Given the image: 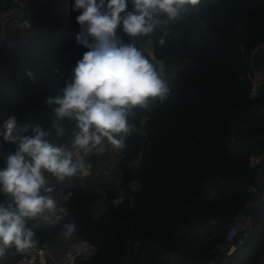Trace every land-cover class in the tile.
I'll return each mask as SVG.
<instances>
[{"label": "trees", "instance_id": "16d2710c", "mask_svg": "<svg viewBox=\"0 0 264 264\" xmlns=\"http://www.w3.org/2000/svg\"><path fill=\"white\" fill-rule=\"evenodd\" d=\"M28 2L36 43L29 48L17 38H0V132L3 113H8L16 117L22 135L37 127L55 135L61 127L62 135L51 142L67 145L78 131L76 121L56 119L58 105L48 99L63 95L56 89L72 82V69L87 50L75 38L81 31L76 20L80 12L72 11L74 0ZM128 12H135L132 0L121 16ZM153 19L159 21L153 31L136 37L150 39L153 55L165 62L159 77L169 91L146 107L129 109L127 119L134 126L147 116L148 141L134 166L138 136L132 130L126 137L115 161L118 183L102 181V174L93 176L97 164L109 163L113 151L108 147L101 155L81 154L93 172L73 176L79 184L72 188L67 210L77 234L96 251L76 264H206L208 250L223 240L254 176L248 155L242 170L231 163L246 146L264 148L256 129L264 117V0H199L174 19L162 11L153 13ZM10 41L14 45L7 49ZM175 66L178 71L168 78ZM254 72L261 81L252 100L248 94ZM15 149L0 136V169ZM132 180L139 182L134 191L129 188ZM210 186L227 203L216 206L208 198ZM119 192L125 199L115 207L110 201ZM101 195L107 207L94 217L91 205ZM0 203L8 205L4 193ZM200 225L204 230L197 236ZM25 227L34 233L33 245L22 251L59 231L58 225H46L38 217L26 218ZM15 251L14 245L7 247L0 264H13L20 257ZM262 253L252 264H258Z\"/></svg>", "mask_w": 264, "mask_h": 264}, {"label": "clouds", "instance_id": "9594fccd", "mask_svg": "<svg viewBox=\"0 0 264 264\" xmlns=\"http://www.w3.org/2000/svg\"><path fill=\"white\" fill-rule=\"evenodd\" d=\"M135 12H125L127 0H74L72 11L80 12L77 23L81 31L78 43L88 49L72 69V82L63 95L49 98L58 120L76 121L70 148L45 139L46 133L37 127L31 135H22L15 116L4 122L0 136L16 146L0 169V193L13 203H0V256L14 245L25 250L33 245L26 218L43 217L52 220L57 214V202L48 195L53 191L46 173L58 181L75 176L85 168L77 152L88 154L105 140L116 149L125 147L131 133L129 109L146 107L149 98L163 99L169 89L153 65L132 44L123 45L116 30L131 35L148 34L156 23L153 13L162 11L174 19L186 5L199 0H132ZM29 76L32 74L29 72ZM26 131V129H23ZM66 236L76 231L75 223L66 224Z\"/></svg>", "mask_w": 264, "mask_h": 264}, {"label": "built area", "instance_id": "2783aa9c", "mask_svg": "<svg viewBox=\"0 0 264 264\" xmlns=\"http://www.w3.org/2000/svg\"><path fill=\"white\" fill-rule=\"evenodd\" d=\"M122 14H125V12ZM31 16L32 11L28 0H0V38H17V42L20 45H26L31 48L36 43L37 38ZM116 36L121 44L134 45L153 65L156 71L161 72L165 69V62L153 55V43L150 39H138L136 36L125 33L122 30V24L118 26ZM146 41L149 43H145ZM13 45L14 42H8L7 49ZM178 69L179 67L175 66L167 77L173 78ZM258 83H260V79L254 72L252 75V87L248 94L249 99L253 100L257 96ZM63 89L57 88L56 90L63 94ZM152 99L149 98L147 104ZM261 110L264 112V107ZM9 118L8 113H3V123ZM137 123L138 125L136 126L129 123L131 131L133 130L137 133V144L140 147L135 158V165H138L141 161L144 147L148 141V132L146 129L147 116L142 115ZM40 129L46 133L45 139L50 142L55 136H61L63 133L61 127L57 128L55 135L49 129ZM60 146L70 148L71 142L67 145ZM93 152L103 153L104 149L97 147ZM81 154L82 152L78 151L77 158H80ZM247 164L254 173L253 179L246 185L244 200L227 224L223 240L208 250L209 260L206 264H219L221 258L230 257L236 250L244 247L250 237L255 233V226L251 218L264 202V148H250ZM99 174H108L107 169L100 163L94 168L93 175L95 177ZM48 180L49 186L52 187L53 191L47 194L51 195L57 202V214L50 221H45L42 216L38 218L46 225H58L59 231L53 238L42 242L33 249L21 252L15 251L14 254H20V257L13 264H76L77 261L90 257L96 251V247L89 241L82 239L77 234V231L70 237L66 236L67 230L65 226L67 223L64 220L71 221L67 210V203L70 200L72 188L79 184V182L75 177L66 178L63 182L58 181L56 178ZM138 186L139 182L136 180H132L129 183V188L133 191ZM124 199V194L119 192L111 199L110 203L116 207ZM5 200L8 204L13 203L11 197L7 194H5ZM260 264H264V258Z\"/></svg>", "mask_w": 264, "mask_h": 264}, {"label": "crops", "instance_id": "0c3cea01", "mask_svg": "<svg viewBox=\"0 0 264 264\" xmlns=\"http://www.w3.org/2000/svg\"><path fill=\"white\" fill-rule=\"evenodd\" d=\"M160 74L159 71H156ZM98 147H102L104 149L103 153H96L98 155L104 154L107 147L113 151L111 154H114V162L108 163L103 162L101 163L103 167H105L108 171L107 175H103L102 181H106L108 183H118L119 182V173L118 169L115 165V161L117 160L118 155V149H116L111 144L103 143V145H100ZM254 148V147H252ZM259 149V148H255ZM109 154V159L110 155ZM82 157V156H81ZM80 157V158H81ZM136 159L132 161V165H135ZM114 168V173L113 169ZM86 172H83L81 170L79 172V175L81 177H84L86 174H91L93 171L85 166ZM94 176V175H93ZM97 176V175H96ZM95 176V177H96ZM263 204L255 211L254 215L252 216L253 224L255 226V233L253 236L250 237V239L247 241L246 245L240 249L237 250L233 255L230 257H223L220 259L219 264H252L256 260V254L260 253V251H263L262 255L258 259V264L261 263V260L264 258V250H263V243H264V221L260 219L259 212L262 210Z\"/></svg>", "mask_w": 264, "mask_h": 264}, {"label": "rangeland", "instance_id": "374dc122", "mask_svg": "<svg viewBox=\"0 0 264 264\" xmlns=\"http://www.w3.org/2000/svg\"><path fill=\"white\" fill-rule=\"evenodd\" d=\"M261 81V78H259ZM256 129L259 133V136L264 139V117L263 119H260L259 123H257L256 125ZM104 143L108 142L105 140ZM250 148H252L251 146H246L244 148H242L240 150V156L236 157L235 159H233L232 161V168H237L238 170H242V168L245 166V162H244V157L248 155V152L250 150ZM256 148V147H255ZM113 173H114V168L112 169ZM248 178V175L246 176ZM208 193H209V199L213 200L216 204V206H221L222 204L227 203L226 201L223 200L222 196L223 194L217 193L216 192V188L214 186H210L208 188ZM107 207V200L106 197L104 195H101L96 201H94L91 205V211L94 217H99L103 211L105 210V208ZM262 210L259 212L260 219L262 221H264V205L261 208ZM212 222L214 223L215 221L212 220ZM204 227L202 225L197 226L195 228V235L200 236L201 233L203 232ZM221 229H219L220 231Z\"/></svg>", "mask_w": 264, "mask_h": 264}, {"label": "water", "instance_id": "95a60500", "mask_svg": "<svg viewBox=\"0 0 264 264\" xmlns=\"http://www.w3.org/2000/svg\"><path fill=\"white\" fill-rule=\"evenodd\" d=\"M145 43H147V41H146ZM148 43H149V42H148ZM148 43H147V44H148ZM158 75H160V74L158 73ZM232 150H233V147L231 146V147H230V152H232ZM109 162H110V163L114 162V154H111V155H110ZM11 200H12V199H11ZM64 221H65L67 224L72 223V221H70V220H64ZM16 251H17V252H21L22 250H18V249L16 248Z\"/></svg>", "mask_w": 264, "mask_h": 264}]
</instances>
